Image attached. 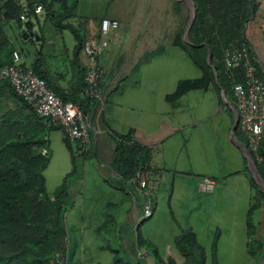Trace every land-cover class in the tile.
I'll return each instance as SVG.
<instances>
[{
  "label": "trees",
  "instance_id": "1",
  "mask_svg": "<svg viewBox=\"0 0 264 264\" xmlns=\"http://www.w3.org/2000/svg\"><path fill=\"white\" fill-rule=\"evenodd\" d=\"M192 1L196 7V15L187 33L188 42L181 41L180 33L175 35L174 41L189 54L193 63L201 70V76L180 80L175 90L166 95L165 99L168 102H175L191 90L205 91L214 84L224 90L228 101L234 102L231 87L234 82L242 79V75L240 68L229 70L225 67L224 49L252 46L250 56L254 60L256 73L264 80V72L256 62V53L253 49L257 39L264 41V0ZM56 3L61 9L59 13L53 8ZM77 5L78 0H2L0 2V68L12 63V52L18 49L7 29L21 28L24 20H28L27 23L31 28L30 18L32 16L37 18L38 9L44 10L47 18L52 20L55 26L67 28L72 32L77 42L74 48L77 57L85 43L84 37L77 29L79 24L64 22L76 15L74 9ZM21 16L24 18L21 19ZM246 25H248L247 29ZM15 38H22L21 33L19 32L18 37ZM208 50L211 51V65L215 71L207 65L205 56ZM18 51L21 53L20 50ZM35 61L34 65H30L34 73L44 79L63 101L77 104L84 115L89 113L90 108L98 107V101L91 99L85 93L84 68L80 70L84 97L80 98L76 94L65 93L61 87L50 81L39 58ZM0 80L4 79L0 78ZM6 84V97L15 100L26 112L15 114L10 110L0 111V264H58L55 257L59 255L63 260L66 256L64 204L69 196L67 185L69 175L64 178L54 195L50 196L46 190L43 171L49 162L46 126L49 129L61 128L52 126L47 119L39 117L33 107L17 96L9 83ZM102 124L108 128L104 120ZM163 126L166 128L165 124ZM109 131L114 140L112 161L114 173L124 184L129 181L136 183L139 172L148 173L142 190L151 194L155 189L154 180L157 178V169L152 166L153 147L161 140L149 143L148 136L134 127L129 128L125 133ZM239 133L237 127L236 134ZM63 140L72 156L71 143L65 135ZM43 148H46V154L41 153ZM258 154L261 161L258 162L254 154L252 160L264 182V137L260 142ZM250 186L252 194L246 215L247 252L250 256H255L257 250L262 248V242L256 237L257 226L254 215L261 208L264 194L252 174H250ZM219 236L220 231L216 230L211 244L212 264H220L217 255ZM136 240L138 248L140 244L146 243L139 234ZM172 244L181 255L183 264H206L207 252L191 228L182 229ZM146 252L153 257V264H178L175 257L169 255L166 258L161 257L155 246L148 243ZM113 263L126 264L117 257V254L113 256ZM131 264H148L147 258L137 254L135 262Z\"/></svg>",
  "mask_w": 264,
  "mask_h": 264
},
{
  "label": "crops",
  "instance_id": "2",
  "mask_svg": "<svg viewBox=\"0 0 264 264\" xmlns=\"http://www.w3.org/2000/svg\"><path fill=\"white\" fill-rule=\"evenodd\" d=\"M81 18L88 19L85 24L79 22L77 27L85 42L97 37L99 21L102 18L118 20L119 27L109 33L111 36H107L108 47L99 58V63L105 70L102 83L104 102L99 109L90 108L89 113L84 115L89 141L85 144L77 142L76 148L80 153L77 155L87 159L84 155L85 150L89 144L93 145L94 153L99 152L96 158L100 160V167L107 169V173L109 172L116 181L115 184H120L119 189L127 190V196L132 195L134 205H136L134 194L137 195V199L139 196L143 207L148 199L145 200L142 193L147 194L152 201L153 212L156 208L157 190L161 186L168 188L172 242L185 228H191L198 241V230L206 239L214 229V232L219 230L217 246L219 262L221 238L230 233L224 229L222 221L236 209L237 201L243 198L244 219L240 223L244 229L243 245L247 250L246 215L252 194L251 170L242 150V145H246L243 134L240 132L236 137L231 134L235 117L230 104H225L222 89L211 84L207 90H191L175 102H168L165 99L182 80L173 77L171 74L174 72L163 67L168 49H178L187 54L192 61L189 54L174 41L178 30L173 33V37L171 36L169 17L167 25L154 21L133 24L134 38L129 42L124 39L126 27L118 15L109 17L103 13ZM247 27L248 25L246 29ZM76 43L74 39L71 57L67 55L63 68L56 64L54 59L46 62L42 60V56L37 58L43 64L42 68L50 81L61 87L65 93L83 98L80 70L86 59L82 50L75 57ZM249 47L252 49V46ZM253 49L256 53V62L264 72V41L257 39ZM19 55L20 61L28 66L36 63L37 58L26 62L22 54ZM178 68L174 70L177 74ZM6 83L8 81L1 80L0 92L3 85L2 92L7 93ZM112 95L115 96L111 99ZM25 112L26 110H23V114ZM103 120L109 129L102 124ZM132 127L148 136L149 143L161 140L153 147L152 166L157 169V178L154 180L155 189L151 194L140 189L132 181L122 183L114 171L110 172L113 170L114 140L109 130L125 133ZM48 129L46 126L45 132ZM45 135L47 139V134ZM72 156L74 166L75 155ZM205 177L216 183L212 192L199 190V183ZM132 185L135 186V190H132ZM119 203L120 201H116L113 205L119 206ZM106 205L111 206L112 203L108 202ZM130 217L136 218L137 211L130 213ZM147 243L154 246L151 242Z\"/></svg>",
  "mask_w": 264,
  "mask_h": 264
},
{
  "label": "rangeland",
  "instance_id": "3",
  "mask_svg": "<svg viewBox=\"0 0 264 264\" xmlns=\"http://www.w3.org/2000/svg\"><path fill=\"white\" fill-rule=\"evenodd\" d=\"M53 8L57 13L61 10L57 3ZM192 8L190 2L186 0H78V5L74 9L76 15L64 22L69 21L78 25L79 22L82 24L88 22V19L81 18V16L89 17L103 13L108 14L109 17L118 15L126 27L124 39L129 42L134 38L133 24L154 21L167 25L170 19L171 36L173 37V33L178 30L181 41L185 43L187 40L185 31ZM30 20L32 26L27 33L25 22L28 20L22 21L21 28L7 29L9 36L15 40L17 50L22 53V58L30 62L33 58L42 56V60L48 62L54 59L56 64L63 68L67 55L71 57V48L74 43L72 32L67 28L55 26L54 22L47 18L44 10H38L37 18L32 16ZM19 32L22 38L17 39L15 36L18 37ZM227 49H224V52ZM207 58L208 52L205 56L206 62ZM165 66H163L165 70L167 68L174 72L171 74L173 77L182 80L201 75V70L187 54L178 49H168ZM176 67H179L178 74L174 71ZM2 87L3 85L0 92V111L10 110L15 114L23 113L15 100L6 97V93L2 92ZM112 96L111 99L115 95ZM225 104H230V101ZM97 105L99 109L100 103ZM46 134L49 162L43 175L46 180L47 193L53 196L64 178L69 175L67 179L69 197L64 204L66 256L61 260L57 255L55 258L58 264H114V254H117V257L126 264L135 262L137 254L147 258L148 264H153V257L146 252L147 241L155 246L161 257L166 258L169 255L172 258L175 257L178 264H183V259L171 240L170 207L168 205L170 190L168 188L161 186L157 190L156 208L152 216L144 217L142 199L139 196L137 199V195L134 194L136 197V205H134L132 195L127 196V190L119 189L120 184H115L116 181L109 172L107 173V169L100 167V160L96 158L99 152L94 153L93 145H88L84 153L87 159H84L80 157L81 155H77L80 154L76 148L77 142L71 143L73 155H75L73 166L71 154L63 140V131L48 129ZM110 172L113 170L111 169ZM250 174L253 176V172L250 171ZM134 188L135 186L132 190L136 189ZM142 195L145 200L150 201L147 194L142 193ZM116 201H120L119 206L113 205ZM108 202L112 205L107 206ZM242 202L243 198L239 199L236 209L222 221L224 229L226 228L230 233L221 238L220 264H259L264 258V201L254 215L257 226L256 237L262 242V248L257 250L255 256H250L243 245L244 229L240 223L244 219ZM134 211H137V217L131 218L130 213ZM214 230L208 239L198 230L199 241L207 252L206 264H212L210 254ZM138 234L146 242L140 244V248L137 247Z\"/></svg>",
  "mask_w": 264,
  "mask_h": 264
},
{
  "label": "built area",
  "instance_id": "4",
  "mask_svg": "<svg viewBox=\"0 0 264 264\" xmlns=\"http://www.w3.org/2000/svg\"><path fill=\"white\" fill-rule=\"evenodd\" d=\"M39 10V9H38ZM24 17L21 16V19ZM119 27V21L113 18H102L96 38L87 40L82 51L86 59L83 66V82L85 93L91 99L103 104L102 83L105 75L99 58L108 47L107 36ZM223 63L229 70L240 68L242 79L232 84L234 105L238 115V129L243 134L246 147L251 157L260 162L258 154L260 142L264 137V80L256 73L254 60L250 56V47H232L225 50ZM0 78L8 81L13 92L29 103L39 117L47 119L52 126H59L70 143L89 141L88 127L81 108L71 102L63 101L48 86L46 81L38 77L32 68L20 61L19 52H12V63L0 68ZM46 148L41 150L46 154ZM148 173L139 172L136 185L143 189ZM216 183L205 177L199 183V190L212 192ZM153 213L152 201L143 207L144 217Z\"/></svg>",
  "mask_w": 264,
  "mask_h": 264
},
{
  "label": "water",
  "instance_id": "5",
  "mask_svg": "<svg viewBox=\"0 0 264 264\" xmlns=\"http://www.w3.org/2000/svg\"><path fill=\"white\" fill-rule=\"evenodd\" d=\"M188 2H190L191 6L193 7L192 8V13H191V17H190V20H189V23L187 25V28H186V31H185V35H187L190 27L192 26V23L195 19V15H196V7L194 6V3L191 1V0H186ZM26 26V30H28L30 28V25L26 22L25 24ZM29 35L31 34L28 33ZM27 37V36H26ZM37 39H38V36H37ZM186 42H188V40H186ZM211 58H212V54H211V51L208 50V58H207V65L210 66L214 71H215V68L211 65ZM222 95H223V98L226 102H228L227 100V97L225 95V92L224 90L222 89ZM230 106L234 112V117H235V120H234V124H233V127L231 129V134L233 137H236V129L238 127V115H237V111H236V108H235V105L233 103H230ZM242 150L244 151L247 159H248V162H249V165H250V170L251 172H253V177L254 179L256 180L257 184L260 186L263 194H264V182L262 181V179L260 178L257 170H256V167H255V164L252 160V157H251V154L249 152V150L247 149L246 145H242ZM259 264H264V258L259 262Z\"/></svg>",
  "mask_w": 264,
  "mask_h": 264
},
{
  "label": "flooded vegetation",
  "instance_id": "6",
  "mask_svg": "<svg viewBox=\"0 0 264 264\" xmlns=\"http://www.w3.org/2000/svg\"><path fill=\"white\" fill-rule=\"evenodd\" d=\"M29 32V30H27Z\"/></svg>",
  "mask_w": 264,
  "mask_h": 264
}]
</instances>
